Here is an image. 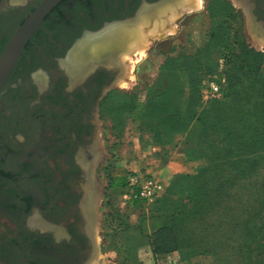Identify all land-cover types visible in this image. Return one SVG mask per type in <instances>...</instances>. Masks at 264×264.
I'll list each match as a JSON object with an SVG mask.
<instances>
[{"label": "flooded vegetation", "instance_id": "flooded-vegetation-1", "mask_svg": "<svg viewBox=\"0 0 264 264\" xmlns=\"http://www.w3.org/2000/svg\"><path fill=\"white\" fill-rule=\"evenodd\" d=\"M173 1L65 0L26 45L0 93V264L91 263L99 104L123 75L129 52L101 47ZM41 2L0 0V57ZM249 7L264 32V0ZM24 145L26 160L16 163Z\"/></svg>", "mask_w": 264, "mask_h": 264}, {"label": "rangeland", "instance_id": "rangeland-1", "mask_svg": "<svg viewBox=\"0 0 264 264\" xmlns=\"http://www.w3.org/2000/svg\"><path fill=\"white\" fill-rule=\"evenodd\" d=\"M180 1L175 0L167 6ZM249 10V4L242 1L202 0L199 10L182 13L169 24L170 34L150 39L142 54L130 51L129 47V52L123 55V75L99 104L102 155L96 169L99 188L95 224L97 250L90 264H173L170 254L156 257L147 244V237L162 223L150 217L154 204L129 200L133 192L132 179L163 183L160 171L165 166L170 168L163 154L153 152L152 135L143 130V125L149 122L147 119L141 121L140 106L148 103L149 95H179L181 89L183 95H191L190 91L196 92L201 79L213 69L229 80L228 84L226 82L228 99L217 102L212 109L221 125L229 129L222 127L218 137L219 128L213 124L204 137L194 141L197 148L191 156L195 159L188 158L184 150H180L177 157L193 168L198 167L195 170L199 171L208 166L209 158L219 160L231 153L233 157L241 155L239 163L246 161V164L240 163V170L250 166L251 176L243 179V184L241 180L237 184L245 194L239 192V204L230 207L223 225L252 209L256 216L254 229L260 227L264 232V196H246L247 192L264 188V47L257 42L264 32L255 26ZM145 16L132 28L143 23ZM208 103L199 100L196 111L208 110ZM234 140L238 146L231 147ZM19 148L21 152L14 158L16 163L24 162L30 150L27 145ZM252 157L254 164L250 163ZM229 168V173H235L233 165ZM119 179L125 180V187H118ZM249 180L252 190L245 188ZM237 185L234 188L238 189ZM256 199L259 206L254 204ZM245 208L248 209L245 211ZM260 243L262 247L258 251L264 253V240ZM221 260L222 254L218 253L205 258L199 255L193 262L222 264ZM259 262L264 264L263 256Z\"/></svg>", "mask_w": 264, "mask_h": 264}, {"label": "trees", "instance_id": "trees-1", "mask_svg": "<svg viewBox=\"0 0 264 264\" xmlns=\"http://www.w3.org/2000/svg\"><path fill=\"white\" fill-rule=\"evenodd\" d=\"M217 73L215 69L208 71L207 75L201 79L198 90L196 88V92L190 91L191 95H183L182 89V95L179 92V95H149L148 103L140 106V119L141 121L142 119L148 120L149 123L143 125V130L145 129L152 135L154 145L171 144L176 135L186 134L188 139L184 152L188 158L195 159L191 153H194L197 148L194 142L197 138L204 137L212 129L213 124L219 128L217 129L218 137L221 135L222 123L218 121V116L212 109L217 102L228 99L229 87L226 83L223 99L210 101L206 105L208 110L196 111L199 100L202 99L203 80ZM225 79L228 84V77ZM223 129L229 128L225 125ZM232 146H238L236 140L233 141ZM239 151L240 149L237 154ZM242 158L241 155L233 157V153L219 160L209 158L208 166L199 169L197 176L179 177L171 185L172 188H178L181 193L187 195L179 196L177 201L165 198L155 202L150 217L151 219L155 217L156 222L161 220L162 223L152 236L147 237L155 256L166 255L174 251L189 256H217L221 253L223 261L220 262L222 264H260L259 259L261 256L264 257V253H260L258 249L262 247L260 240H264V232L260 231V227L254 229L256 216L253 210L249 209L244 216H234V222L223 225L230 207H237L239 197L245 194L242 186L237 184L240 180L243 184V179L251 176L249 175L250 166H246L244 172L240 170V163L246 164V161L239 163V159ZM250 160V163H255L254 157ZM218 165H220L219 169ZM232 165L235 173H229V167ZM119 181L118 187L126 186L124 179H119ZM250 183V180L248 184L245 182L246 190H252ZM236 185L238 189L234 188ZM260 191L252 190V192H247L246 196H264L263 187ZM138 202L144 204L139 200ZM258 202L256 199L254 204ZM217 213H220L219 217L216 216ZM262 221L264 225V220ZM228 248L231 251L227 250Z\"/></svg>", "mask_w": 264, "mask_h": 264}, {"label": "bare ground", "instance_id": "bare-ground-1", "mask_svg": "<svg viewBox=\"0 0 264 264\" xmlns=\"http://www.w3.org/2000/svg\"><path fill=\"white\" fill-rule=\"evenodd\" d=\"M242 3H247V1L243 0ZM201 7L202 0H181L171 6L165 7L155 14L146 15L143 23L138 27L125 29L121 33L119 31L116 37L108 38L102 44L101 48L106 49L114 46L125 47L127 45L126 47H130V51L132 50V52L135 51L142 54L148 46L150 39L172 32L169 24H172L180 14L199 10ZM149 25H151V28ZM257 42L264 47V36L258 37Z\"/></svg>", "mask_w": 264, "mask_h": 264}, {"label": "water", "instance_id": "water-1", "mask_svg": "<svg viewBox=\"0 0 264 264\" xmlns=\"http://www.w3.org/2000/svg\"><path fill=\"white\" fill-rule=\"evenodd\" d=\"M63 1L65 0H42V2L34 9L31 15L13 34L0 57V93L9 80L17 63L21 59L26 45L30 39L39 30L47 16ZM246 1L249 3L251 0ZM115 26L116 25L109 26L108 29H111ZM104 33L105 31H102L95 36L98 35V37H102ZM0 103L3 104L1 100Z\"/></svg>", "mask_w": 264, "mask_h": 264}, {"label": "crops", "instance_id": "crops-1", "mask_svg": "<svg viewBox=\"0 0 264 264\" xmlns=\"http://www.w3.org/2000/svg\"><path fill=\"white\" fill-rule=\"evenodd\" d=\"M187 139H188V137H186V134L176 135L175 139L172 140L171 144H167L165 146L153 145V152L155 154H163L164 158L169 162V165H170V168H169V166H165L160 171V176L162 179L165 180L163 183L166 187H165L164 191L156 199V201L161 200V199H165V198L166 199L169 198V200H176L177 201V198L179 196L187 195L186 193H181L178 188H172L171 185L179 177H185V176L194 177V176H197L199 174V171L195 170V169H198V167L193 168V167L189 166L190 164H188V163L186 164L185 161L180 160L177 157V155H178L177 153L180 150H184L187 148V146H186ZM131 194H132V192H131ZM129 200H133V199H131V195L129 197ZM155 202L152 204L155 205ZM147 244L149 246V242H147ZM169 254L171 256V259H173V264H196L193 261L195 259L199 258V256H189V255H186L185 253H181L179 251H174V252H171ZM162 256H168V254L162 255ZM203 256H204V258L206 256L211 257V255H203ZM156 257H159V256H156Z\"/></svg>", "mask_w": 264, "mask_h": 264}, {"label": "built area", "instance_id": "built-area-1", "mask_svg": "<svg viewBox=\"0 0 264 264\" xmlns=\"http://www.w3.org/2000/svg\"><path fill=\"white\" fill-rule=\"evenodd\" d=\"M226 79L220 74L206 77L201 84V96L204 102L223 99ZM131 199L140 200L144 204H152L164 191V183L149 179H132Z\"/></svg>", "mask_w": 264, "mask_h": 264}]
</instances>
